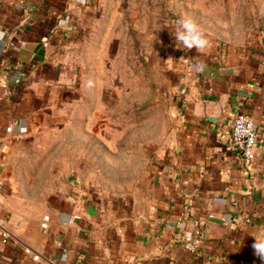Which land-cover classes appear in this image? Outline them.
<instances>
[{
	"label": "crops",
	"instance_id": "crops-1",
	"mask_svg": "<svg viewBox=\"0 0 264 264\" xmlns=\"http://www.w3.org/2000/svg\"><path fill=\"white\" fill-rule=\"evenodd\" d=\"M95 4L0 0V206L11 233L7 244L0 235V264H261L252 235L264 229V58L245 48L185 60L173 102L158 118L164 135L158 158L134 192L66 198L47 222L39 216L34 236L14 233L29 230L30 222L18 221L5 199L11 151L32 129L43 95L61 81L70 36L86 27ZM197 63L203 71L194 70ZM8 73L21 74V85L5 81ZM240 113L258 127L250 163L225 149ZM195 222L205 242L192 254L183 242L193 237Z\"/></svg>",
	"mask_w": 264,
	"mask_h": 264
},
{
	"label": "rangeland",
	"instance_id": "rangeland-1",
	"mask_svg": "<svg viewBox=\"0 0 264 264\" xmlns=\"http://www.w3.org/2000/svg\"><path fill=\"white\" fill-rule=\"evenodd\" d=\"M95 1L89 23L70 36L61 81L11 151L5 199L18 221L30 222L19 236H34L39 216L66 198H125L137 189L158 158V118L186 59L228 48L264 58V0ZM184 15L205 31L203 52L177 48L172 34Z\"/></svg>",
	"mask_w": 264,
	"mask_h": 264
},
{
	"label": "built area",
	"instance_id": "built-area-1",
	"mask_svg": "<svg viewBox=\"0 0 264 264\" xmlns=\"http://www.w3.org/2000/svg\"><path fill=\"white\" fill-rule=\"evenodd\" d=\"M45 2H48V0H45ZM36 10L30 9V14L33 13ZM29 18H24V22L28 21ZM5 39V35L3 36L1 41ZM44 46L47 47L49 45L47 39H43ZM13 47L12 44H7L6 48ZM2 78L9 82L12 81L16 86L21 85L23 81V76L21 74H5L2 76ZM10 95H12L10 93ZM13 130L12 127H9L6 129L7 133H11ZM259 145V132L258 127L255 124L254 120L251 116L240 113L237 114L233 120L232 124V132L230 136V140L228 144L226 145V151L227 152H235L240 158L248 161L249 163L252 162L255 159V149ZM3 191V187L0 184V195ZM188 210V207H185V211ZM185 218V214L181 216V218L178 221V224L180 225L182 221ZM215 217L213 215L209 216V219H214ZM80 216H75L74 220H79ZM224 223H226V220L224 218H221ZM48 218H45L44 221H48ZM8 219L5 215L3 209L0 206V235L2 242L4 244H7L9 240L11 239V233L7 229L6 223ZM195 232L193 237L186 239L183 242V247L186 251L197 254L199 248L204 244L205 242V232L203 229H201L199 222H195ZM43 228H46V225L43 226ZM37 259V258H35ZM239 264H253L248 259L240 260Z\"/></svg>",
	"mask_w": 264,
	"mask_h": 264
},
{
	"label": "clouds",
	"instance_id": "clouds-1",
	"mask_svg": "<svg viewBox=\"0 0 264 264\" xmlns=\"http://www.w3.org/2000/svg\"><path fill=\"white\" fill-rule=\"evenodd\" d=\"M81 3L86 2V0H80ZM68 20H61V26L68 24ZM178 27L174 34H172L176 41L177 48H187L189 50L195 49L198 52H203L209 45V40L203 28L197 23V21L190 15H184L177 21ZM5 34L0 33V39L3 38ZM183 58H181L182 60ZM195 71H203V63H197L193 65ZM91 86V82H89ZM254 243L252 245L255 255L264 259V229H259L255 234Z\"/></svg>",
	"mask_w": 264,
	"mask_h": 264
}]
</instances>
